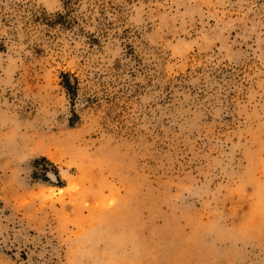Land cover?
Returning a JSON list of instances; mask_svg holds the SVG:
<instances>
[{
	"label": "rangeland",
	"instance_id": "rangeland-1",
	"mask_svg": "<svg viewBox=\"0 0 264 264\" xmlns=\"http://www.w3.org/2000/svg\"><path fill=\"white\" fill-rule=\"evenodd\" d=\"M0 264H264V0H0Z\"/></svg>",
	"mask_w": 264,
	"mask_h": 264
}]
</instances>
